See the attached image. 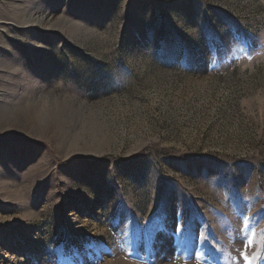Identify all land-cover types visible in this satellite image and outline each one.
<instances>
[{
  "label": "rangeland",
  "instance_id": "obj_1",
  "mask_svg": "<svg viewBox=\"0 0 264 264\" xmlns=\"http://www.w3.org/2000/svg\"><path fill=\"white\" fill-rule=\"evenodd\" d=\"M0 264H264V0H0Z\"/></svg>",
  "mask_w": 264,
  "mask_h": 264
}]
</instances>
